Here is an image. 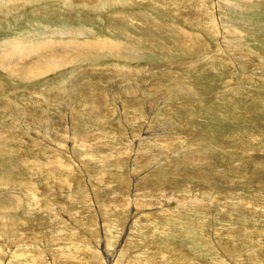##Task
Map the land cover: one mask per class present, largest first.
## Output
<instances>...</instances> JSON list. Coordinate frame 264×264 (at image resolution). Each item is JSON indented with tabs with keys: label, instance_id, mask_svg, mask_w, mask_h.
<instances>
[{
	"label": "rangeland",
	"instance_id": "374dc122",
	"mask_svg": "<svg viewBox=\"0 0 264 264\" xmlns=\"http://www.w3.org/2000/svg\"><path fill=\"white\" fill-rule=\"evenodd\" d=\"M1 1L0 264H264V0Z\"/></svg>",
	"mask_w": 264,
	"mask_h": 264
},
{
	"label": "bare ground",
	"instance_id": "6f19581e",
	"mask_svg": "<svg viewBox=\"0 0 264 264\" xmlns=\"http://www.w3.org/2000/svg\"><path fill=\"white\" fill-rule=\"evenodd\" d=\"M2 1L0 0V3H1ZM231 4V3H230ZM14 43V45H15V47H14V49H18V48H20V44L19 43H17V42H13ZM102 43V42H101ZM229 43V42H228ZM77 44H80V43H77ZM90 44V43H89ZM88 44V45H89ZM95 44V43H94ZM105 45L106 46H104V45H99V47L101 48V49H107V44L105 43ZM108 45H109V49H111L112 50V48L113 47H115V46H117L118 44L117 43H114V42H112V43H108ZM235 45V44H234ZM228 46V45H227ZM95 47V49H96V46H94ZM46 48H50V46H48V45H40V46H38L37 48H34L33 49V52L35 53V52H39L40 50H42V49H46ZM77 48V47H76ZM98 48V47H97ZM236 48V47H235ZM78 49H80V48H78ZM78 49H75V50H78ZM84 49V48H83ZM13 49H11V50H8L7 51V53H6V56L4 57L5 59L6 58H8L9 57V54H10V52L12 51ZM97 50V49H96ZM65 51V50H64ZM253 51V50H252ZM252 51H250V52H252ZM66 52V51H65ZM64 52V53H65ZM59 54H62V51L59 53ZM231 54V53H230ZM51 56H52V54L51 55H47V56H45L44 57V60L46 59V61H47V63L46 64H44V65H39L38 64V62L37 63H34V62H29L26 66H24L21 70L22 71H16V70H14V68L16 67L13 63H11V64H8V65H6L4 68H5V70L7 71V72H9L10 74H12V75H15V74H25V73H27L26 75H25V77L26 76H29V74H32V76H34V75H38V74H41V73H46V72H48V71H50L51 70V66H53V65H55V62H54V60H51ZM63 56V55H62ZM10 58V57H9ZM42 57H38V60H40ZM262 59H264V58H262ZM260 60V59H259ZM42 61V60H41ZM262 62V61H261ZM264 64V63H263ZM262 64V65H263ZM264 67V66H263ZM128 73V72H127ZM29 78H30V76H29ZM30 80H31V78H30ZM141 104V103H140ZM125 108V107H124ZM125 111V110H124ZM150 116V115H149ZM151 118V117H150ZM137 119V117L135 118V120ZM144 152V151H143ZM148 152V151H147ZM150 155H151V153H150ZM229 236V235H228ZM231 237V236H230ZM19 239V238H18ZM110 244V243H109ZM38 249V248H37ZM173 249H175V248H173ZM90 253V252H89ZM72 256V255H71ZM71 259V258H70ZM184 259H186V258H184ZM212 261V260H211ZM215 262V261H214Z\"/></svg>",
	"mask_w": 264,
	"mask_h": 264
}]
</instances>
